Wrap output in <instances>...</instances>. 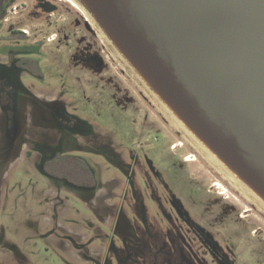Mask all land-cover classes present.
I'll return each mask as SVG.
<instances>
[{
    "label": "rangeland",
    "instance_id": "374dc122",
    "mask_svg": "<svg viewBox=\"0 0 264 264\" xmlns=\"http://www.w3.org/2000/svg\"><path fill=\"white\" fill-rule=\"evenodd\" d=\"M55 2L57 10L51 15L35 13L25 17L36 0H14L15 13H9L13 11L9 7L6 17L10 21H27L25 25L31 20L60 21L66 15L70 20L78 18L77 9L66 0ZM82 9L92 26L99 29ZM38 28L26 30L31 33ZM5 31L6 26L2 28L0 24V36ZM72 32L76 30L71 29V50L75 46ZM97 33L95 37L86 32L82 45L90 43L94 50L106 55L109 64L101 76L85 67H75L71 61L67 63L70 49L53 43L48 45L54 50L51 61L43 66V79L33 81L35 93L59 98L67 114L78 118L90 133L79 140L85 148L74 154L101 167L98 175L102 181H113V176L121 180L119 166L126 164L130 156L152 160L163 183L187 207L197 208L199 217H207L208 229L230 253L233 264H264V202L180 126L102 31ZM3 51L0 40V53ZM171 143L173 149L168 147ZM93 148L97 151H88ZM30 165L27 157L18 156L0 173V264H85L71 256L61 233L78 227L88 237L87 246L102 251V257L88 256L89 264H144L141 255L130 259L133 254L127 252L131 251V242L124 245V238L133 237L132 224V230L123 227L112 235L107 222L109 208L101 205L98 214L76 192L61 191L54 196V181ZM103 192L100 189L98 194ZM51 200L59 201L63 213L59 220H55L57 213L51 215Z\"/></svg>",
    "mask_w": 264,
    "mask_h": 264
},
{
    "label": "flooded vegetation",
    "instance_id": "af4514ba",
    "mask_svg": "<svg viewBox=\"0 0 264 264\" xmlns=\"http://www.w3.org/2000/svg\"><path fill=\"white\" fill-rule=\"evenodd\" d=\"M9 1L3 0L0 8V24L2 28L6 26L0 36L4 44L0 53V173L12 158L24 155L34 170L54 181V196L61 191L76 192L98 214L101 205L109 208L107 222L112 235L123 227L132 230L129 224L135 227L133 237L124 238V245L131 242V251L127 252L133 254L130 259L141 255L144 264H233L230 253L208 229L207 217H199L197 208L187 207L163 183L152 160L140 161L130 156L126 164L119 166L121 180L113 176V181H102L98 175L101 167L74 154L85 148L79 143L80 138L90 135L84 124L67 114L59 98L33 91V81L43 79V66L52 59L54 48L48 45L56 43V47L67 46L69 50L71 29L76 30L72 32L75 46L67 53V63L71 61L73 66L85 67L101 76L109 64L106 55L94 50L90 43L82 45L86 32L96 37L100 28L95 29L92 21L78 10V18L73 20L66 15L60 21L28 20L27 25V21H10L6 17L12 7L7 6ZM55 1L36 0L25 17L35 13L51 15L57 10ZM12 8L9 13L14 14L15 7ZM26 27L39 30L29 33ZM173 144L168 145L169 149H173ZM100 189H104L103 194H98ZM50 207L52 217L57 213L55 220H59L63 216L59 201L51 200ZM61 233L65 246L78 262L89 264L88 256L102 257L100 249L87 246L88 237L80 232V227Z\"/></svg>",
    "mask_w": 264,
    "mask_h": 264
},
{
    "label": "water",
    "instance_id": "95a60500",
    "mask_svg": "<svg viewBox=\"0 0 264 264\" xmlns=\"http://www.w3.org/2000/svg\"><path fill=\"white\" fill-rule=\"evenodd\" d=\"M76 1L161 102L264 202V0Z\"/></svg>",
    "mask_w": 264,
    "mask_h": 264
},
{
    "label": "bare ground",
    "instance_id": "6f19581e",
    "mask_svg": "<svg viewBox=\"0 0 264 264\" xmlns=\"http://www.w3.org/2000/svg\"><path fill=\"white\" fill-rule=\"evenodd\" d=\"M68 3H70L71 5H72V7H75L78 11H80L84 16H86L85 14H86V12H84V10L82 9V7H80L79 5V3L76 1V0H66ZM88 13V12H87ZM102 34H104L103 33V31H102ZM156 95V94H155ZM157 96V95H156ZM157 97H159V96H157ZM161 101V100H160ZM163 101V100H162ZM163 104H164V106L167 108V104L163 101L162 102ZM169 111H170V113L172 114V116H173V118L180 124V126L183 128V129H185L189 134H191L192 135V133H193V130L190 128V126L189 125H187L186 124V122L184 121V119L183 118H180V119H178L177 118V116L173 113V111L169 108L168 109ZM194 134V133H193ZM193 136V138L195 139V140H197L195 137H194V135H192ZM205 149H206V151L207 152H209L213 157H215L199 140H197ZM176 146V145H175ZM216 159V158H215ZM231 173V172H230ZM231 175L232 176H234V174L233 173H231ZM236 179H237V177L236 176H234ZM243 184V183H242ZM244 185V184H243ZM245 186V185H244Z\"/></svg>",
    "mask_w": 264,
    "mask_h": 264
},
{
    "label": "trees",
    "instance_id": "16d2710c",
    "mask_svg": "<svg viewBox=\"0 0 264 264\" xmlns=\"http://www.w3.org/2000/svg\"><path fill=\"white\" fill-rule=\"evenodd\" d=\"M13 2H14V0H10V1H9V3L7 4V6H10V5H12V4H13ZM7 6H6V7H7ZM4 14H5V13H3L2 15L4 16ZM3 16H2V17H3Z\"/></svg>",
    "mask_w": 264,
    "mask_h": 264
}]
</instances>
